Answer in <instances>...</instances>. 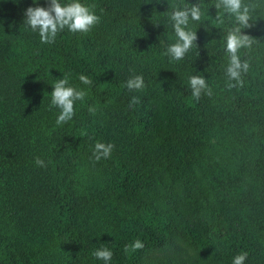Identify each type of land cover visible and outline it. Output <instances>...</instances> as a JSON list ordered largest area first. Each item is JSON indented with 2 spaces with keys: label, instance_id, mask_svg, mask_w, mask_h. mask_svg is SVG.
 <instances>
[{
  "label": "trees",
  "instance_id": "obj_1",
  "mask_svg": "<svg viewBox=\"0 0 264 264\" xmlns=\"http://www.w3.org/2000/svg\"><path fill=\"white\" fill-rule=\"evenodd\" d=\"M78 2L99 23L41 43L24 13L48 0H0V264H105L102 247L108 264H232L245 252L264 264V0H243L259 5L242 29L255 40L231 89L226 37L239 25L218 0ZM196 3L197 47L171 61L169 14ZM66 73L87 95L57 126L50 93ZM136 75L145 88L129 91ZM193 75L211 96L193 99ZM96 143L113 144L110 157L96 161Z\"/></svg>",
  "mask_w": 264,
  "mask_h": 264
},
{
  "label": "clouds",
  "instance_id": "obj_2",
  "mask_svg": "<svg viewBox=\"0 0 264 264\" xmlns=\"http://www.w3.org/2000/svg\"><path fill=\"white\" fill-rule=\"evenodd\" d=\"M35 2V0H34ZM94 7V6H93ZM216 9L223 8L224 12L234 17L238 27L232 29L226 37V52L229 55V65L226 69V75L229 83V89L237 86H243L241 78L242 73H246L249 69L247 61H241L238 52L241 48H249L255 39L248 35L242 34V29L254 26L255 20L252 19L253 14L257 11L259 5L245 4L243 0H218L214 5ZM201 6L199 3L189 6L185 4L182 9H176L169 14L172 27L175 32L176 42L167 47L164 53L170 57L171 61H180L187 52L196 44V31L187 30L189 20H201ZM23 25L30 28L33 32H38L41 43H52L55 41L57 34L65 28L72 33H86L99 23L100 17L95 15L89 7L73 0L71 3L61 5L59 0H48L47 7H29L24 13ZM253 21V23H250ZM158 25V24H156ZM207 31V29H206ZM151 47V46H150ZM197 47V46H196ZM199 53H197V56ZM206 70V69H205ZM81 83L91 85L92 79L81 75L79 77ZM231 81H235L233 84ZM69 85V74H64L62 78L56 79L52 85L50 93L51 101L49 108H58L59 115L56 119V125L60 126L74 116V104L76 101H83L87 93L83 90H77ZM126 88L129 91H142L145 88L143 77L140 75L133 76L126 82ZM189 87L194 100L200 99L201 93L204 92L208 96L212 95V90L206 83L203 76L193 75L189 77ZM163 91V90H162ZM141 100L139 97L133 96L129 102V107L134 108L139 105ZM94 112V108L89 109ZM114 148L113 144L96 143L93 149V158L99 161L101 158H108ZM36 164L39 167H45L43 160L36 158ZM131 250L136 251L144 247L143 242L135 240L131 244ZM129 250V246L125 247V251ZM111 250L101 248L93 252V256L99 260H103L105 264L112 258ZM248 253H242L233 258L232 264H244Z\"/></svg>",
  "mask_w": 264,
  "mask_h": 264
}]
</instances>
